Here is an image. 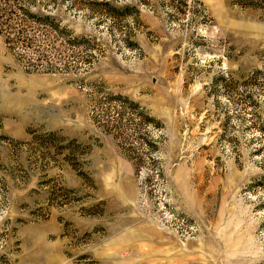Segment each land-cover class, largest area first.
I'll return each mask as SVG.
<instances>
[{
	"label": "rangeland",
	"instance_id": "rangeland-1",
	"mask_svg": "<svg viewBox=\"0 0 264 264\" xmlns=\"http://www.w3.org/2000/svg\"><path fill=\"white\" fill-rule=\"evenodd\" d=\"M61 4L0 35V264H264V0Z\"/></svg>",
	"mask_w": 264,
	"mask_h": 264
},
{
	"label": "trees",
	"instance_id": "trees-1",
	"mask_svg": "<svg viewBox=\"0 0 264 264\" xmlns=\"http://www.w3.org/2000/svg\"><path fill=\"white\" fill-rule=\"evenodd\" d=\"M63 1L0 0V35L9 48L16 51L41 48L48 42L52 44L57 35L69 31L64 24L66 12L61 4ZM74 3L72 7L80 9L81 5ZM109 4L93 1L86 6L100 10L98 8Z\"/></svg>",
	"mask_w": 264,
	"mask_h": 264
}]
</instances>
